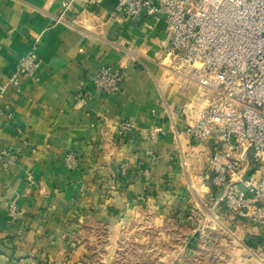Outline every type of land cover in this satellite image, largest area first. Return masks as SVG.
<instances>
[{"label":"crops","instance_id":"obj_1","mask_svg":"<svg viewBox=\"0 0 264 264\" xmlns=\"http://www.w3.org/2000/svg\"><path fill=\"white\" fill-rule=\"evenodd\" d=\"M61 1L0 0V83L36 42L42 59L38 81L23 77L20 93L10 89L0 99V108H13L12 118L0 109V151L20 152L8 170L0 162V264L73 257L92 222L113 223L142 204L183 222L195 193L210 183L211 145L184 133L202 104L199 89L161 64L165 15L135 20L113 14L118 0H73L68 22L56 23ZM76 16L78 25L69 24ZM102 67L126 71L118 93L97 86ZM82 91L86 103L75 99ZM126 120L134 129L124 136ZM70 151L79 159L73 170L64 165ZM122 164L129 165L125 176ZM12 199L22 210L17 220L5 204ZM224 213L234 240L264 254V227Z\"/></svg>","mask_w":264,"mask_h":264},{"label":"built area","instance_id":"obj_2","mask_svg":"<svg viewBox=\"0 0 264 264\" xmlns=\"http://www.w3.org/2000/svg\"><path fill=\"white\" fill-rule=\"evenodd\" d=\"M72 2L61 1L56 23L68 22ZM113 14L135 20L165 15L169 43L161 64L180 83L197 86L202 103L191 110L195 115L184 133L212 147L210 183L203 185V198L209 199L218 214L225 210L232 217L264 227V0H118ZM81 17L69 24L78 25ZM41 66L36 42L20 56L8 80L0 83V99L10 89L20 93L23 77L38 81ZM125 76L124 69L102 67L94 79L105 94L114 95ZM89 98L85 91L75 95L78 102L86 103ZM0 109L13 117L10 103ZM133 129L132 122L123 121L119 134L125 136ZM19 157V151H0L4 170ZM78 161L77 153L70 151L64 165L73 170ZM128 169L129 165H120L121 175H127ZM28 181L30 185L36 182L30 174ZM5 204L10 218L19 219L22 211L17 199Z\"/></svg>","mask_w":264,"mask_h":264},{"label":"rangeland","instance_id":"obj_3","mask_svg":"<svg viewBox=\"0 0 264 264\" xmlns=\"http://www.w3.org/2000/svg\"><path fill=\"white\" fill-rule=\"evenodd\" d=\"M202 191L195 193L183 222L142 204L113 223L92 222L79 252L48 264H264V254L246 250L225 230Z\"/></svg>","mask_w":264,"mask_h":264}]
</instances>
